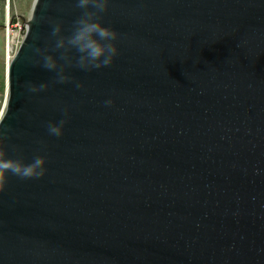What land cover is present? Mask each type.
<instances>
[{"label": "water", "instance_id": "1", "mask_svg": "<svg viewBox=\"0 0 264 264\" xmlns=\"http://www.w3.org/2000/svg\"><path fill=\"white\" fill-rule=\"evenodd\" d=\"M79 14L35 0L8 64L0 150L48 173L7 177L0 264H264V0H110L120 54L59 84L33 48Z\"/></svg>", "mask_w": 264, "mask_h": 264}, {"label": "clouds", "instance_id": "2", "mask_svg": "<svg viewBox=\"0 0 264 264\" xmlns=\"http://www.w3.org/2000/svg\"><path fill=\"white\" fill-rule=\"evenodd\" d=\"M109 4L110 0H74V7L79 10V16L73 21L66 35L62 33L60 24L52 26L51 47L33 48V52L39 57L35 61L36 65L54 71L55 82L59 84L73 81V77L66 74L68 68L75 67L90 71L110 67L120 53L115 43L119 34L100 22ZM49 53L60 55L54 57ZM82 86L80 83L76 84L77 88ZM26 87L28 91L37 93L44 91L47 85L29 83ZM104 103L106 107H111L114 101L106 100ZM4 117L5 113L0 112V125L3 124ZM67 123V119L56 123L49 122L46 126L48 134L55 137L63 136L64 126ZM7 133L6 127H0V141L7 137ZM46 164V157L41 155H36L30 163H25L21 159L8 158L5 152L0 150V192L5 190L9 175L21 180L44 178L48 173Z\"/></svg>", "mask_w": 264, "mask_h": 264}, {"label": "rangeland", "instance_id": "3", "mask_svg": "<svg viewBox=\"0 0 264 264\" xmlns=\"http://www.w3.org/2000/svg\"><path fill=\"white\" fill-rule=\"evenodd\" d=\"M2 2H4V5ZM34 3L35 0H0V83L3 86V91L0 88V112L4 110L6 99L8 64L19 50L25 37L23 27L27 26V23L23 19L29 20L32 15ZM3 11L4 14L2 16ZM19 22L21 29L13 27L15 23L18 24ZM7 33L12 35L10 36L8 34L7 36ZM12 43L14 46L13 52Z\"/></svg>", "mask_w": 264, "mask_h": 264}, {"label": "built area", "instance_id": "4", "mask_svg": "<svg viewBox=\"0 0 264 264\" xmlns=\"http://www.w3.org/2000/svg\"><path fill=\"white\" fill-rule=\"evenodd\" d=\"M13 27H15V28L18 27V28H20V27H21L20 22H19L18 24L15 23V24L13 25ZM20 29H21V28H20ZM8 34H9V33H7V36H8ZM9 35L11 36L12 34H9ZM22 39H23V38H22ZM7 48H8V46H7ZM12 48H13V49H12V52H13V50H14L13 43H12ZM12 52H11V53H12Z\"/></svg>", "mask_w": 264, "mask_h": 264}, {"label": "trees", "instance_id": "5", "mask_svg": "<svg viewBox=\"0 0 264 264\" xmlns=\"http://www.w3.org/2000/svg\"><path fill=\"white\" fill-rule=\"evenodd\" d=\"M3 3V5H4V2H2ZM1 7V6H0ZM2 10H3V8H2ZM3 14H4V11H3V13H2V16H3ZM14 18V17H13ZM14 21H16V19H14ZM1 26V25H0ZM1 84V83H0ZM0 88H2V91H3V86H2V84L0 85ZM1 91V92H2Z\"/></svg>", "mask_w": 264, "mask_h": 264}, {"label": "bare ground", "instance_id": "6", "mask_svg": "<svg viewBox=\"0 0 264 264\" xmlns=\"http://www.w3.org/2000/svg\"><path fill=\"white\" fill-rule=\"evenodd\" d=\"M25 38V37H24ZM24 40V39H23ZM18 52V51H17ZM16 55V54H15ZM14 58V57H13Z\"/></svg>", "mask_w": 264, "mask_h": 264}]
</instances>
